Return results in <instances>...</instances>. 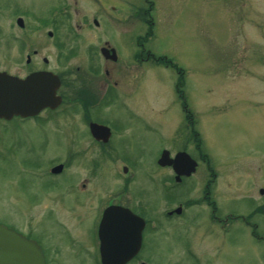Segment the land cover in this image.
Here are the masks:
<instances>
[{
    "label": "rangeland",
    "instance_id": "374dc122",
    "mask_svg": "<svg viewBox=\"0 0 264 264\" xmlns=\"http://www.w3.org/2000/svg\"><path fill=\"white\" fill-rule=\"evenodd\" d=\"M139 35L151 56L171 65L133 62ZM106 41L118 63L102 57ZM27 56L62 75L71 99L87 88L98 99L102 84L118 81L115 96L91 115L124 129L111 140L110 159L76 108L52 115L49 129L0 121V224L39 242L47 264H100L97 222L109 202L124 198L125 165L135 176L124 199L150 223L144 262L237 260L238 236L207 229V203L186 218L164 217L184 199H167L157 160L163 149L187 150L199 162L189 197L202 202L201 181L213 174L219 215L235 206L239 163L264 155V0H0V70L27 73ZM57 164L64 174L51 176Z\"/></svg>",
    "mask_w": 264,
    "mask_h": 264
},
{
    "label": "flooded vegetation",
    "instance_id": "af4514ba",
    "mask_svg": "<svg viewBox=\"0 0 264 264\" xmlns=\"http://www.w3.org/2000/svg\"><path fill=\"white\" fill-rule=\"evenodd\" d=\"M22 29H24V27ZM48 35L52 37L53 33L49 32ZM145 36L146 35H139V37L137 38L136 44L139 47V51L132 56V61L136 64H139L140 66H146L149 61H152V59H154V57H152L145 50V41L147 40ZM104 47L114 48L110 46L108 41L104 42ZM102 48L103 47L100 48V52ZM34 54L36 55L37 52L35 51ZM117 55H119L118 51ZM104 60L106 61V63L111 62L110 60H107L105 58ZM118 60L113 63H118ZM44 63L48 64V60L46 58L44 59ZM26 65L28 66V72L25 74H14L6 70H0V72L7 73L10 76L22 80H25L29 76L35 74L54 73L47 67H34L31 56H27ZM104 74L106 75V77H108V79H110L111 73L107 68H104ZM57 77L59 79V88L56 91V97L60 99L58 106H56L55 108H43L38 112V114L32 116H14L10 120L0 119V121H2L3 123H10L12 121H15L16 123L21 125V128H25L27 125L33 126L34 124L37 127L39 126L43 129H49L51 127L50 120L52 119V115H57L58 113L63 114L64 112H66V109L68 107L70 109L76 108V110L79 111L78 113L82 114L85 126L84 131H86V134L90 136V140L101 147L103 153L110 159L115 158L109 145L111 144V140L113 141L117 136V132L123 131L124 128L116 127V125H114V127L111 123H106L100 119H94L91 114L93 113V111H96L97 109L99 110V108L102 106L101 101L105 99L110 100V98L112 99L115 96V90L118 87L119 82L115 81L112 85H110L109 83L102 84V88L104 91L102 95L98 97V99L97 97H94V95H91V92L88 90V88L85 89L82 94L80 93L77 99H71L66 93V89L68 88L67 81L62 77V75H57ZM68 103H70V105H68ZM93 124L105 126L110 129L111 137L108 142L97 140L95 138L91 127ZM49 133H52V130ZM59 134L63 133L59 131ZM126 135L127 134L123 132L122 140H125ZM178 152L174 153L173 156H175ZM57 166H63V169L59 172L54 171ZM252 168L254 170H252ZM163 169H165V171H163L165 175L164 177H161L160 185L161 190L164 191L167 199L171 202L179 198L184 199L183 201H180L176 207L171 206L164 211V217L167 220L186 218L191 210L195 208H198V210H206L207 208L201 209V207L202 205L207 203V207L210 209L211 214V218L207 220V229H210V231L213 230V232L218 231L221 236H226V238L231 236L233 233L238 236V252L237 260L235 262L231 259L223 262L219 261L220 256L216 254L214 256H209V258L207 259V264H264V155H253L251 159H245L239 163V170L237 171L236 176L237 189L235 196L231 199V202L235 205V208H225L226 213L223 217L219 215V209L211 202V188L213 183L215 182L216 175L210 174L211 177L207 181V183L203 180L201 181L203 183L202 202H199L189 197L193 190L194 185L192 183L195 181L194 177L196 176L197 171L191 176H181L177 171L174 170L172 166H168ZM64 170V164H57L50 168V170L48 169V173L51 176L57 177L62 176L64 174ZM122 173L124 177L121 190L123 197L125 198L127 190L129 189V186L134 179L135 173L131 172L130 167L125 165L122 167ZM82 187L83 189L87 187V180ZM124 198L123 200H120V198L117 200H113L109 202L105 206V208L102 209L96 226L95 238L97 242V255L100 256L99 226L103 212L110 206H119L131 210L135 215L139 216L145 222V227L142 230L141 248L137 255L128 264H147L146 262H144L143 250L145 245L146 232L148 230V227H150L149 219L147 218V214L144 208H141L139 210L132 208ZM38 244L40 245L39 242ZM219 248H221L220 245ZM220 252L221 251H219V253Z\"/></svg>",
    "mask_w": 264,
    "mask_h": 264
},
{
    "label": "water",
    "instance_id": "95a60500",
    "mask_svg": "<svg viewBox=\"0 0 264 264\" xmlns=\"http://www.w3.org/2000/svg\"><path fill=\"white\" fill-rule=\"evenodd\" d=\"M18 24L23 27L22 19ZM111 52V54H110ZM107 59L117 61L114 49H102ZM59 79L51 73L35 74L26 80L0 73V118L28 117L38 114L46 107L55 108L60 99L56 97ZM92 131L97 140L108 142L110 129L93 124ZM161 166H173L179 175L190 176L197 163L181 152L173 159L169 151H163L158 161ZM62 167L54 169L59 172ZM144 221L130 210L109 207L100 225V251L102 264H127L139 251ZM0 264H46L39 245L21 234L0 225Z\"/></svg>",
    "mask_w": 264,
    "mask_h": 264
},
{
    "label": "trees",
    "instance_id": "16d2710c",
    "mask_svg": "<svg viewBox=\"0 0 264 264\" xmlns=\"http://www.w3.org/2000/svg\"><path fill=\"white\" fill-rule=\"evenodd\" d=\"M161 60H162L165 64H167V65H171V63H170L168 60H166V59H161ZM179 88H180V87H179ZM179 91H180V90H178V93H179ZM180 92H181V91H180ZM180 94L182 95V93H180ZM181 95H180V96H181ZM181 97H182V96H181ZM194 135L196 136L195 139H196V141H197V142H196V148H197V150H201V149H200V144H199V135H198V134L196 135V133H195ZM197 143H198V144H197ZM202 155H203V154H202ZM203 156H204V155H203ZM203 158H204V157H203Z\"/></svg>",
    "mask_w": 264,
    "mask_h": 264
}]
</instances>
